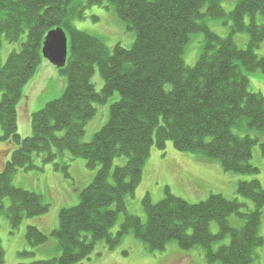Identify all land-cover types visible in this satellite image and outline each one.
<instances>
[{
  "label": "trees",
  "instance_id": "1",
  "mask_svg": "<svg viewBox=\"0 0 264 264\" xmlns=\"http://www.w3.org/2000/svg\"><path fill=\"white\" fill-rule=\"evenodd\" d=\"M107 1L135 34L130 49L117 45L110 50L100 37L77 30L73 19H82L85 8L77 0H0V43L16 44L26 35L21 50L12 52L0 68V142L14 147L0 173V214L18 230L24 219L48 213L43 197L14 186L13 177L21 169H33L36 155L52 162L68 152L100 170L81 193L79 205L60 212L53 233L60 256L30 264H76L90 258L99 241L114 247L130 234L150 252L177 242L184 251L201 247L209 263L253 264L264 245V189L259 181L240 182L237 188L253 210L220 194L193 205L167 189L157 204L149 195L143 199L144 222L128 212L127 200L141 184L152 148L164 150L168 142L179 152L218 162L225 172L259 174L251 160L258 145L264 154V143L250 134H264V97L250 90L246 73L264 72V58L257 55L264 43V0L238 1L229 14L233 27L226 39L206 24L207 18L227 15L221 5L225 0ZM57 29L68 38L67 64L58 69L67 77V88L31 116L32 133L23 140L19 105L24 88L38 77L46 36ZM197 33L205 36L204 52L188 67L185 47ZM243 33L249 36L246 49L234 40ZM96 69L104 80L100 91L92 83ZM116 94L119 101L111 106L108 124L91 143H84L86 126L97 114L95 105L107 104ZM122 157L127 163L113 169ZM121 215L124 221L113 235ZM232 217L242 223L240 228L231 225ZM227 238L229 245L214 250ZM26 239L33 248L49 241L33 226L27 228ZM4 262L0 243V264Z\"/></svg>",
  "mask_w": 264,
  "mask_h": 264
},
{
  "label": "rangeland",
  "instance_id": "2",
  "mask_svg": "<svg viewBox=\"0 0 264 264\" xmlns=\"http://www.w3.org/2000/svg\"><path fill=\"white\" fill-rule=\"evenodd\" d=\"M77 1L85 6L83 18L75 17L73 19V25L77 30L100 37L110 50H113L117 45L128 49L133 46L135 34L127 29L107 0H104L102 4L92 2L93 0ZM238 1L225 0L222 2L221 5L227 13L225 17L206 19L209 29L223 39L232 34L233 22L229 14L234 10ZM234 40L241 49H246L249 36L246 33L237 34L234 36ZM25 41L26 35L16 44L2 40L0 43V68L12 52L21 50L22 43ZM205 43L206 39L203 33L190 36V41L184 52V61L188 67L196 65L204 52ZM257 55L264 58V43L257 51ZM43 63L48 64L44 69L40 68L39 75L41 77L37 73L36 80L24 88L23 100L19 105V134L23 140L31 136L32 133L30 117L42 110L48 102L61 97L67 88V77L47 60H43ZM246 74L250 80V90L261 93L264 97V72ZM92 83L97 91H100L104 86V80L98 69L95 71ZM169 88L170 86L167 87V89ZM2 96L3 94L0 93V100ZM118 101L119 95L116 94L107 104L95 105L97 114L86 126L84 143H91L94 136L108 124L111 106ZM2 135L3 132L0 128V137ZM250 135L252 137L259 136L264 143V134L252 132ZM13 150L12 145L0 142V173L10 160ZM126 163L125 157L118 158L113 163V169L124 166ZM251 164L259 169V174L228 173L216 161H210L192 153L177 151L172 142H168L164 150L154 146L144 166L141 184L134 197L127 200L128 212L140 217L145 222L143 199L149 195L152 202L157 204L165 198L167 189L172 195L193 205L205 202L213 194H220L229 200H239L246 204L250 210H253L252 202L241 197L237 193V188L240 182L257 180L264 189V154L260 145L254 148ZM56 165H60V168L57 169ZM65 165H68L67 170L62 169ZM34 166L31 170L21 169L16 172L13 184L18 188L41 195L50 206V210L45 215L24 219L18 230H12L9 219L6 215L0 214V243L5 252L4 264H30L60 256L57 239L53 235L60 225V212L63 209L79 205L81 193L94 181L100 170V167L89 168L86 160L72 158L68 152L52 162H46L45 155H36ZM4 205L6 208L9 207L10 201L6 199ZM123 221L124 216L121 215L111 230L113 235L119 231ZM230 223L234 228L242 226V223L238 222L235 217L230 219ZM29 226L37 227L44 232L48 236V243L38 248L31 247L26 239ZM212 230L217 233L216 227ZM260 233L264 239V209ZM229 243L230 238H227L216 244L214 250H218L222 245H229ZM25 252L27 255H21ZM76 264L220 263H209L205 251L201 247L184 251L177 242L168 244L163 251L150 252L139 239L130 234L114 247H110L105 240L99 241L90 258ZM253 264H264V245L257 251V258Z\"/></svg>",
  "mask_w": 264,
  "mask_h": 264
},
{
  "label": "water",
  "instance_id": "3",
  "mask_svg": "<svg viewBox=\"0 0 264 264\" xmlns=\"http://www.w3.org/2000/svg\"><path fill=\"white\" fill-rule=\"evenodd\" d=\"M42 55L56 69H63L68 58V38L64 30L57 29L48 33L43 44Z\"/></svg>",
  "mask_w": 264,
  "mask_h": 264
},
{
  "label": "crops",
  "instance_id": "4",
  "mask_svg": "<svg viewBox=\"0 0 264 264\" xmlns=\"http://www.w3.org/2000/svg\"><path fill=\"white\" fill-rule=\"evenodd\" d=\"M46 64H48V63H43L42 66H41L40 68H41V69H44V67L47 66ZM39 76L41 77V75H39ZM40 77H39V78H40ZM30 118H31V117H30ZM19 122H20V121H19ZM19 124H20V123H19Z\"/></svg>",
  "mask_w": 264,
  "mask_h": 264
}]
</instances>
